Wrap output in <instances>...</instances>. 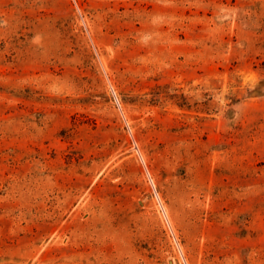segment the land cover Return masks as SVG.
<instances>
[{"label": "rangeland", "instance_id": "obj_1", "mask_svg": "<svg viewBox=\"0 0 264 264\" xmlns=\"http://www.w3.org/2000/svg\"><path fill=\"white\" fill-rule=\"evenodd\" d=\"M0 264H264V0H0Z\"/></svg>", "mask_w": 264, "mask_h": 264}]
</instances>
